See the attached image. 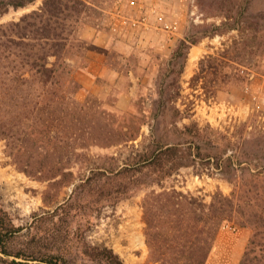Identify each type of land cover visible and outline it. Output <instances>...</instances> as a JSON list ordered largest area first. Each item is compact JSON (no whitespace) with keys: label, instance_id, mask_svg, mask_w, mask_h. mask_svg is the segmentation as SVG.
Returning <instances> with one entry per match:
<instances>
[{"label":"rangeland","instance_id":"1","mask_svg":"<svg viewBox=\"0 0 264 264\" xmlns=\"http://www.w3.org/2000/svg\"><path fill=\"white\" fill-rule=\"evenodd\" d=\"M44 1L11 6L0 15V50H28L31 46L14 44L25 40L46 55L38 65V115L12 106V83L0 78V206L19 229L10 250L27 254H2L7 262L0 264H50L40 259L60 245L68 259L86 263L81 249L86 242L107 244L126 264H161L148 244L145 197L174 188L211 204L217 193L231 196L234 183L227 179L230 175L201 160L160 183L146 169L142 174L127 163L151 133L154 115L168 117L169 111L157 109L154 101L171 97V57L178 43L194 33L200 39L192 44L180 77L178 106L185 111L180 123L195 121L235 134L237 143L224 157L240 152L243 122L264 126L263 30L251 39L256 28L264 27V0L252 2L243 24L249 26L246 32L232 29L204 37L199 30H213V23L225 19L216 7L226 0H85L76 17L62 14L64 36L73 29L65 40L38 39V27L46 21L31 14L40 11ZM124 15L141 22L124 24ZM58 19H53V29ZM244 35L245 62L236 65L248 71L242 73L247 80L210 93L205 79L196 77L201 59L233 48L238 40L242 46ZM7 40L13 43H4ZM45 73H53L49 82ZM59 96L65 99L62 111L55 109L59 101L52 100ZM245 217L234 215L221 225L208 264H240L254 234ZM65 232L68 239L62 242Z\"/></svg>","mask_w":264,"mask_h":264},{"label":"trees","instance_id":"2","mask_svg":"<svg viewBox=\"0 0 264 264\" xmlns=\"http://www.w3.org/2000/svg\"><path fill=\"white\" fill-rule=\"evenodd\" d=\"M32 1L0 0V15L11 6L21 7ZM253 1L243 0L237 3L234 0H226V4L216 7L225 18L222 24L213 23V30L203 29L198 32L203 34L202 37L232 29L246 32L249 26L243 24L248 20L246 15L250 14L249 9ZM85 4V0H45L41 10L31 14V16L37 15L41 22L46 21L43 28L38 27V39L41 37L68 39L73 29L69 28L68 36H64L65 28H67L65 17L68 19L76 17L82 12ZM260 12L264 15V9ZM62 14L65 17L62 18ZM55 18H59L55 21L58 25L53 29L52 21ZM61 18L63 22H60ZM41 29L53 31V34L50 31V33L41 32ZM261 30L264 36V27H258L251 35V39L257 38L256 34ZM197 35L198 33H194L192 37L182 39L171 57L173 64L171 74H175L169 85L173 89L170 93L171 97H160L154 101L157 109L163 108L169 111L168 117L166 115L161 119L159 115H154L151 133L145 136L132 163L127 165H132L131 167L142 174L146 169V174L151 173L153 180L160 183L181 167L197 166V161L201 160L205 161L206 165L216 166L224 175H230L227 179L234 183L235 188L231 196L217 193L211 204L200 202L197 198L174 188L148 194L144 199V207L151 255L161 264H208V257L221 225L232 216L240 215L246 216V222L254 228V234L240 264H264V126L253 125L250 121L243 122L244 133L240 152L224 157L226 150L229 147L234 148L233 146L237 143L234 141L235 134L228 136L219 133L211 126H201L195 121L192 124L180 123L185 112L178 106L182 95L180 77L185 70L192 44L200 39ZM22 36L25 38L26 35ZM247 36H242L240 40L242 46L238 45V40L233 48L209 53L201 59L200 70L196 77L205 79V88L210 93L216 94L223 84L229 85L247 80L242 77V73H248V71L236 65L245 62L246 53L241 49L245 50L247 47L243 46ZM8 42L12 41L7 40L4 43ZM14 44L31 47L28 50L11 47L0 50V78L12 83L10 86L12 106H19L25 114L38 115V88L36 87L38 65L42 64L46 55L44 57L35 51V43L21 40V42L15 41ZM45 69L50 70L46 67ZM45 76H47L45 81L49 82L53 78V73H45ZM23 87L27 89L23 90ZM54 99L60 103L55 109L62 111L64 96L52 97V100ZM161 121L164 123L163 128H161ZM249 126L253 129L248 130ZM124 134L126 133L123 132L121 136ZM25 170L32 174L29 169ZM127 170L129 169H124V171ZM238 171H242L244 175L239 177ZM18 231V227L8 218V213L0 206V261L2 263L7 262L2 254L27 256L23 252L12 253L10 250L11 240ZM68 233L65 232L62 242L68 239ZM81 249L87 258L86 263H75L68 259L63 245L55 247L52 251H48L49 253H44L40 260L50 264H126L121 256L107 244L86 242ZM9 263L23 264L15 260Z\"/></svg>","mask_w":264,"mask_h":264},{"label":"built area","instance_id":"3","mask_svg":"<svg viewBox=\"0 0 264 264\" xmlns=\"http://www.w3.org/2000/svg\"><path fill=\"white\" fill-rule=\"evenodd\" d=\"M135 3H136V0H132V4H135ZM122 22L124 24L138 25V23H140L141 21L136 19V18L127 17V16L124 15ZM166 25H167V28H169V29H171L172 26H173L171 23H166Z\"/></svg>","mask_w":264,"mask_h":264}]
</instances>
